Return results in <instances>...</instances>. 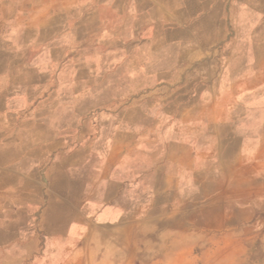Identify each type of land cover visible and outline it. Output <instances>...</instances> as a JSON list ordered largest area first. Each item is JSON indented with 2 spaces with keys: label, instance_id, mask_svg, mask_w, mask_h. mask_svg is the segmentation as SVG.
Returning a JSON list of instances; mask_svg holds the SVG:
<instances>
[{
  "label": "crops",
  "instance_id": "0c3cea01",
  "mask_svg": "<svg viewBox=\"0 0 264 264\" xmlns=\"http://www.w3.org/2000/svg\"><path fill=\"white\" fill-rule=\"evenodd\" d=\"M63 2L0 0V20L36 17L45 28ZM252 98L218 107V124L193 143L190 128L146 139L140 123L134 139L90 140L65 154L60 127L13 124L6 109L0 264H264V94Z\"/></svg>",
  "mask_w": 264,
  "mask_h": 264
},
{
  "label": "rangeland",
  "instance_id": "374dc122",
  "mask_svg": "<svg viewBox=\"0 0 264 264\" xmlns=\"http://www.w3.org/2000/svg\"><path fill=\"white\" fill-rule=\"evenodd\" d=\"M89 1L64 0L45 28L36 17L0 20V123L10 109L13 124L60 127L64 154L134 139L140 123L146 139L190 128L193 143L218 124V107L263 96L264 0ZM7 88L12 98L1 99Z\"/></svg>",
  "mask_w": 264,
  "mask_h": 264
}]
</instances>
